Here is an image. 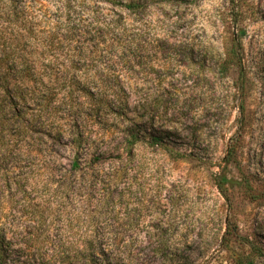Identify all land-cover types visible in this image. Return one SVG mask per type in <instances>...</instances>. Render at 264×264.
<instances>
[{"label":"rangeland","instance_id":"rangeland-1","mask_svg":"<svg viewBox=\"0 0 264 264\" xmlns=\"http://www.w3.org/2000/svg\"><path fill=\"white\" fill-rule=\"evenodd\" d=\"M39 1L47 5L44 16L59 15V0ZM78 1L102 17L122 15L127 37L140 43L137 66L121 63V50L96 45L94 69L96 77L119 76L131 94L130 108L141 99L142 128L162 142L152 145L146 135L134 161H125L120 186L108 193L81 178H71L68 190L61 187V158H49L46 165L38 158L23 160L20 173L28 180L21 189L4 185L0 173V232L20 250L17 264H233L246 252V241L264 246V199L250 201L239 188L224 196L215 184L218 173L242 180L249 172L264 181V0H147L138 14L99 0ZM75 14H81L79 7ZM241 31L248 73L243 102L236 69L224 76L216 68ZM241 103L249 115L243 130ZM104 131L92 126L85 135L117 147L122 135ZM237 134L240 172L223 162ZM102 160L107 173L119 157L107 153ZM32 179L37 190L29 186ZM37 197L53 202L38 205L39 220L30 217L28 204ZM227 220L239 238L225 236ZM33 238L34 248L20 246ZM91 244L105 254L85 250ZM61 245L79 251L77 262L51 257ZM35 249L44 257L33 255ZM254 264H264V257Z\"/></svg>","mask_w":264,"mask_h":264},{"label":"trees","instance_id":"trees-1","mask_svg":"<svg viewBox=\"0 0 264 264\" xmlns=\"http://www.w3.org/2000/svg\"><path fill=\"white\" fill-rule=\"evenodd\" d=\"M59 1V15L49 18L41 13L47 5L39 0H0V173L4 185L21 189L25 179L28 180L20 173L23 160L38 158L46 165L49 158H61L66 162L59 163L62 166L61 187L68 190L73 185L71 178H81L91 180L89 187L96 182L108 193L110 187L120 186L127 170L125 161H134L135 148L146 138L147 131L142 128L141 99L134 101L135 105L130 108L131 94L119 76L96 77V45L121 50V63L133 66L141 63L142 49L136 39L127 37L128 29L122 15L102 17L83 10L78 0ZM99 1L138 14L147 0ZM76 7L80 8L81 14H75ZM101 34L111 35L113 39L101 41L98 38ZM243 34L241 31L232 38L229 48L220 54L216 64L217 72L224 76L231 68L236 69L237 94L241 102L248 94V73L241 59L240 38ZM239 108L243 130L249 123V115L243 104ZM92 126L105 129L104 133L110 128L116 129L122 135L119 145L111 148L93 141L85 135ZM148 134L152 145L162 142L160 135ZM240 136L230 138L223 159L224 167L237 166L239 172ZM107 153L116 154L119 162L106 173L102 159ZM242 176L243 179L238 180L218 173L215 184L224 196L239 188L250 201L264 199V181L256 182L249 172ZM35 180L32 179L29 185L31 190L39 187ZM51 203L42 202L38 197L28 200L30 217L42 219V212L36 208L39 204L47 208ZM226 225L225 236L239 238L229 220ZM246 242L247 250L234 257L235 264H254L255 259L264 257V246ZM36 245L34 238L28 243H20L23 249ZM85 250L105 254L96 244ZM18 251L0 232V264H17L15 253ZM78 252L76 248L61 245L51 257L77 262ZM33 255L44 257L37 249Z\"/></svg>","mask_w":264,"mask_h":264}]
</instances>
